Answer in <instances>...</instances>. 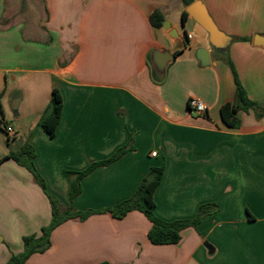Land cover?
Segmentation results:
<instances>
[{
  "label": "crops",
  "instance_id": "0c3cea01",
  "mask_svg": "<svg viewBox=\"0 0 264 264\" xmlns=\"http://www.w3.org/2000/svg\"><path fill=\"white\" fill-rule=\"evenodd\" d=\"M27 1L23 14L22 0L17 6L0 0V122L17 132L10 139L0 131V161L27 142L47 191L66 208L64 171L108 159L131 134L132 150L81 180L75 210L104 211L130 199L162 164L154 192L158 219L192 220L202 205L217 210L182 230L172 245L149 241L151 224L139 211L120 220L108 212L71 219L25 264H264V114L239 112L236 129L220 116L235 93L226 58L247 97L264 106V48L252 44L264 36V0H192L229 38L223 53L191 17L182 20L181 0ZM154 11L168 30L151 26ZM199 49L208 53L206 66L196 58ZM153 50L178 53L160 82L151 75ZM53 89L63 107L50 138L38 120ZM191 98L206 106L204 116L189 109ZM50 220L48 199L32 175L3 160L0 264L21 253L22 238L39 235Z\"/></svg>",
  "mask_w": 264,
  "mask_h": 264
},
{
  "label": "trees",
  "instance_id": "16d2710c",
  "mask_svg": "<svg viewBox=\"0 0 264 264\" xmlns=\"http://www.w3.org/2000/svg\"><path fill=\"white\" fill-rule=\"evenodd\" d=\"M183 6L186 8L193 1L181 0ZM187 13H182V20L185 21ZM149 22L153 28H161L164 19L159 11H154L149 16ZM249 41V39H242ZM177 52L174 56H177ZM229 65L235 84L234 99L231 103H227L220 107V116L223 123L232 129H236L240 125V120L237 117L239 112L252 110L256 118L262 117L264 114V106L251 101L240 84L237 74L229 61L225 59ZM62 96L58 90L53 89L49 104L38 120V126L50 137L53 138L56 128L60 122L62 114ZM133 136L129 135L128 144L119 148L108 159L92 163L85 170L80 172L64 171V175L69 179V202L70 205L62 208L61 203L52 196L46 189L45 182L40 176L34 165L35 152L31 145L27 142L23 143L17 150L9 151L8 155L0 161L10 159L17 165L25 168L34 178L35 182L46 195L51 208V220L49 224L40 229L39 235L25 236L22 238L23 250L17 255H11L6 264H25L30 256L33 254L44 253L50 247L51 233L64 222L71 219H78L80 221L86 220L88 217L101 212H108L114 219L120 220L124 218L129 212L139 211L150 222L151 227L148 232V239L153 245H172L180 241V233L182 230L193 227L195 228L201 219L217 210L215 205H202L198 208L196 217L192 220H176L172 222H165L155 216V202L154 192L160 184L164 172L163 164L159 167H152L146 177L141 181L135 194L128 200L120 204L108 208L104 211H77L73 207L75 198L81 193V180L98 167L108 166L117 159H119L125 152L132 150ZM8 141V140H7ZM106 264V263H103Z\"/></svg>",
  "mask_w": 264,
  "mask_h": 264
},
{
  "label": "water",
  "instance_id": "95a60500",
  "mask_svg": "<svg viewBox=\"0 0 264 264\" xmlns=\"http://www.w3.org/2000/svg\"><path fill=\"white\" fill-rule=\"evenodd\" d=\"M185 12L207 33L211 47L217 50V52L223 53L227 48L229 38L216 27L205 6L200 1H194L185 8ZM162 28L168 30L169 24L164 22ZM177 34L176 30L169 31V36L171 38H176ZM252 44L256 47L264 48V36H254ZM196 58L200 61L202 66L208 65V53L205 50L199 49ZM174 59L175 56L168 51H151L149 55V65L152 78L157 82L162 81L167 65L173 62ZM204 246L209 252H212V247H210V245L205 243Z\"/></svg>",
  "mask_w": 264,
  "mask_h": 264
},
{
  "label": "built area",
  "instance_id": "2783aa9c",
  "mask_svg": "<svg viewBox=\"0 0 264 264\" xmlns=\"http://www.w3.org/2000/svg\"><path fill=\"white\" fill-rule=\"evenodd\" d=\"M186 38L190 40L192 36L186 35ZM188 107L194 114L198 116H204L207 111V108L203 104V102L195 98H191L188 101ZM0 131H2L6 135V137L10 139H14L17 135L16 129L14 128V126L9 125L4 121L0 122ZM152 156L155 157L156 153H152Z\"/></svg>",
  "mask_w": 264,
  "mask_h": 264
},
{
  "label": "rangeland",
  "instance_id": "374dc122",
  "mask_svg": "<svg viewBox=\"0 0 264 264\" xmlns=\"http://www.w3.org/2000/svg\"><path fill=\"white\" fill-rule=\"evenodd\" d=\"M20 1L21 0H15L16 6L19 5ZM22 3H23L22 6L24 7L23 8V14H25L26 13L25 7L26 6L28 7V1L27 0H22ZM27 16L29 17V14Z\"/></svg>",
  "mask_w": 264,
  "mask_h": 264
}]
</instances>
